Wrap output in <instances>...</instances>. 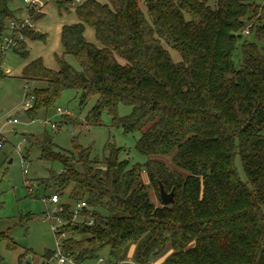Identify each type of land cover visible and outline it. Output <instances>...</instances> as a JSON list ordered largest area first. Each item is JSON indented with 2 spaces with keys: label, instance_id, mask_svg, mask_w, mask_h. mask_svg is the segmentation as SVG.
<instances>
[{
  "label": "trees",
  "instance_id": "1",
  "mask_svg": "<svg viewBox=\"0 0 264 264\" xmlns=\"http://www.w3.org/2000/svg\"><path fill=\"white\" fill-rule=\"evenodd\" d=\"M216 1L213 9L206 0H86L77 7L78 22L61 31L64 55L80 68L64 57L57 71L40 59L24 68V80L43 84L30 118L75 90L80 106L96 98L88 124L99 125L108 112L114 126L141 134L143 166L122 160L123 149L110 141L102 160L80 146L75 154L60 151L50 137L32 141L43 160L62 166L52 181L70 202L56 217L66 234L64 255L75 264L99 261L104 251L107 264H117L132 250L138 264L164 257V264H264V0ZM13 2L0 0V36L24 18ZM27 9L33 20L42 16ZM87 26L101 48L87 42ZM23 34L44 37L34 29ZM26 46L14 52L26 59ZM121 104L132 113L120 117ZM166 157L174 170L159 159ZM143 173L159 195L160 184L174 191L172 205L153 204ZM45 258L48 264L53 252Z\"/></svg>",
  "mask_w": 264,
  "mask_h": 264
},
{
  "label": "rangeland",
  "instance_id": "2",
  "mask_svg": "<svg viewBox=\"0 0 264 264\" xmlns=\"http://www.w3.org/2000/svg\"><path fill=\"white\" fill-rule=\"evenodd\" d=\"M42 6L39 8L42 16L33 21L34 30L44 37L37 40H25L28 58H22L13 48L1 54L0 69L6 74L0 76V106L4 115L0 121V140L3 147L0 149V264H45L47 252L60 253L62 240L57 239L54 229L63 226L56 219L53 209L70 202L68 192L59 194L60 203L52 204L50 198L58 194L54 175L60 174L63 169L59 163L45 161L41 157L38 146H32V141H42L50 137L60 151L76 153V146L90 150L93 160H102L105 147L110 141L118 148L123 149L120 156L128 160L131 165L143 166L147 158L138 153L136 143L141 134H127L120 127L113 125L112 116L104 112L100 124H88L87 118L96 105V98L90 99L85 106H80V95L75 90H66L56 102L53 109L43 111L35 118L27 115V105L30 103L29 94L42 87L43 84L33 81L27 82L23 77V70L28 62L40 59L47 69H59L58 58L64 57L66 62L75 69L80 66L72 56L64 55L61 40L62 27L78 22L77 7L86 0H37ZM65 2L60 8L58 2ZM100 4H108V0H96ZM208 6L216 7V0H206ZM72 2V4H71ZM14 9L24 19L28 17V9L24 0H14ZM5 34L0 36V47L6 45ZM87 42L101 48L93 28L87 26L85 30ZM175 62L180 60L177 52L168 48ZM241 51L235 53V61L239 66L242 61ZM34 103L31 104V108ZM63 111V115L58 112ZM132 109L120 105L118 114L126 117ZM66 115L72 119L65 122ZM8 117L16 118L18 124H10ZM55 125V128L52 127ZM27 159V165L22 166V159ZM171 170H174L171 157L159 158ZM239 178L246 184L247 179L241 165L240 158L235 160ZM24 169L26 174H24ZM143 183L147 185L151 201L157 207L162 205L160 195L150 186L146 175L142 174ZM26 181L31 185L29 190ZM43 181H47L43 183ZM44 200H48L45 204ZM80 221V218L77 219ZM61 231V230H60ZM133 250L127 258H133ZM102 263L95 261L87 264H107L110 262L108 251L101 253ZM126 258V259H127ZM165 258L157 259L152 264H164ZM22 260V262H20ZM48 264H59L52 259ZM65 264H74L67 262Z\"/></svg>",
  "mask_w": 264,
  "mask_h": 264
},
{
  "label": "built area",
  "instance_id": "3",
  "mask_svg": "<svg viewBox=\"0 0 264 264\" xmlns=\"http://www.w3.org/2000/svg\"><path fill=\"white\" fill-rule=\"evenodd\" d=\"M26 7L29 9H34L35 13H41L39 8L42 7L37 0H24ZM33 19L31 17H26L25 19H21L19 21H11L9 23L8 26V35L6 37V45L3 47H0V53L3 54L5 53L8 49L10 48H17L19 46V43L25 41V36L23 34V31L25 29H34V25H33ZM1 69H0V74H1ZM30 97V103L27 105V109H31V104L34 102L35 98H34V93L29 94ZM58 112L60 114H64L63 111L61 109H58ZM4 115V112L0 106V121L2 119ZM8 121V123L10 124H18V120L16 118H11L8 117L6 119ZM53 128H55V125H52ZM3 147V141L0 140V149H2ZM22 159V166L25 167L27 165V159L26 158H21ZM26 170L24 169V174H26ZM26 184L28 185L29 188H31V185H29V182L26 181ZM30 190V189H29ZM48 202V200H44V203L46 204ZM50 203L52 204H59L60 203V198L57 194L53 195L50 200ZM83 208V204L79 203L73 206V212H74V220L78 219L80 217V211ZM63 208L61 207V205H59L57 208L53 209V213L56 216L58 213L62 212ZM56 219L60 222H62L59 218L56 217ZM64 226V225H63ZM62 226V227H63ZM61 227L54 229L55 234L57 235V239H61L62 240V244H61V252L60 253H54V259L58 260L59 264H65L67 262H71L74 263L73 260L67 258L64 255V249H63V245H64V240L66 239V234H61L60 233ZM104 260L103 259H99L98 262L102 263ZM75 264V263H74ZM117 264H138L137 262L134 261L133 258H127L123 261L118 262Z\"/></svg>",
  "mask_w": 264,
  "mask_h": 264
},
{
  "label": "water",
  "instance_id": "4",
  "mask_svg": "<svg viewBox=\"0 0 264 264\" xmlns=\"http://www.w3.org/2000/svg\"><path fill=\"white\" fill-rule=\"evenodd\" d=\"M160 188V199L163 203L164 206H170L173 204L174 202V191H171L170 193H168L164 186L162 184H160L159 186ZM28 264V263H27Z\"/></svg>",
  "mask_w": 264,
  "mask_h": 264
},
{
  "label": "crops",
  "instance_id": "5",
  "mask_svg": "<svg viewBox=\"0 0 264 264\" xmlns=\"http://www.w3.org/2000/svg\"><path fill=\"white\" fill-rule=\"evenodd\" d=\"M24 3H25V2H24ZM25 5H26V4H25ZM23 17H24V16H23ZM62 28H63V27H62ZM61 31H62V30H61ZM33 61H34V60H33ZM30 62H31V61H30ZM30 62H28V63H30ZM27 65H28V64H27ZM25 67H26V66H25ZM8 73H9L8 71L6 72V74H4L3 72H1L0 76L3 77V76H5V75H7ZM22 78H23V77H22ZM27 111H28V110H27Z\"/></svg>",
  "mask_w": 264,
  "mask_h": 264
}]
</instances>
